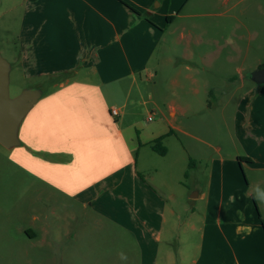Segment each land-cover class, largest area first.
<instances>
[{
  "label": "crops",
  "instance_id": "1",
  "mask_svg": "<svg viewBox=\"0 0 264 264\" xmlns=\"http://www.w3.org/2000/svg\"><path fill=\"white\" fill-rule=\"evenodd\" d=\"M188 2L14 0L0 12L2 32L16 27L12 56L21 79L29 83L23 89L41 92L19 126L14 160L32 182L34 204L44 208L32 215L33 223H42V241L57 237L47 232L48 224L75 222L79 214L84 220L71 240L85 237L88 224L97 230L107 225L132 241L139 264H158L163 245L165 264H173L165 226L180 224L181 215L170 204L185 192L190 200L206 201L203 225L209 244L201 252L219 256L218 264H226L222 256L227 250L233 252L231 240L247 244L257 236L259 221L251 216L242 190L238 187V194L246 200L235 210L234 197H224L222 179L220 197L216 186L211 190L219 172L210 169L206 191L195 181L192 188L184 184L192 157L179 136L197 142L182 124L191 105L178 104L167 93L168 86L183 92L181 67L173 68V58L154 60V55ZM169 17L173 20L167 23ZM157 70L163 83H152ZM160 84L169 118L155 100ZM150 113L160 118L151 120ZM160 138L164 156L152 149ZM210 206L216 211H208ZM190 212L194 216L196 209ZM24 233L38 237L35 231Z\"/></svg>",
  "mask_w": 264,
  "mask_h": 264
},
{
  "label": "rangeland",
  "instance_id": "2",
  "mask_svg": "<svg viewBox=\"0 0 264 264\" xmlns=\"http://www.w3.org/2000/svg\"><path fill=\"white\" fill-rule=\"evenodd\" d=\"M12 2L14 0H1L0 12L5 4ZM182 14L166 33L154 60H183L173 63V68L181 67L183 92L176 94L168 86L167 93L171 95L169 99L178 104L191 105L189 119L182 124L197 137L196 142L179 136L195 163L184 184L192 188L195 181L206 191L213 168L219 176L213 175L211 190L216 186L218 197L222 179L224 197L230 194L234 197V210L240 207L242 199H247L251 216L260 224L257 236L250 237L247 244L235 238L231 240L233 252L229 255L227 250L222 261L264 264V227L261 225V222L264 224V85L250 79L255 71L264 67V0H189ZM1 21L0 55L12 68L9 74L12 99L29 83L21 79L16 58L12 56L16 27L5 34L1 31ZM157 72L158 77L152 83H163L161 71ZM161 86L156 89L155 100L169 118L165 106L167 96ZM194 90L198 94H194ZM149 116L151 120L160 118L159 113ZM15 150L0 145V264H139L132 241L123 233L116 234L110 226L102 225L97 230L88 224V229L82 231L85 237L75 235L71 240V234L80 232V223L84 220L79 214L75 222L66 219L64 223L61 219L48 224L47 232L57 237L42 241V223H33L32 215L39 213V209L42 213L44 208L34 204V187L18 171ZM238 157L249 158L251 164L242 162L239 166ZM220 169H223L222 174ZM238 187L246 199L238 194ZM205 202L190 200L185 192L177 204H170L181 215L179 225L165 226L173 264H202L205 260L212 263L215 259L218 264L221 260L219 256L201 252L209 244V230L203 225ZM210 202L213 204L212 200ZM216 206H210L208 211H216ZM193 208L196 214L191 216ZM212 217H216V212ZM190 224L195 226L194 230L189 229ZM25 230L35 231L37 239L29 238ZM68 230L69 239L66 238ZM164 251L163 245L158 264L166 263Z\"/></svg>",
  "mask_w": 264,
  "mask_h": 264
},
{
  "label": "water",
  "instance_id": "3",
  "mask_svg": "<svg viewBox=\"0 0 264 264\" xmlns=\"http://www.w3.org/2000/svg\"><path fill=\"white\" fill-rule=\"evenodd\" d=\"M10 65L0 55V145L11 150L19 146L18 130L21 122L41 97L39 90H24L15 98L9 97ZM250 79L264 85V67ZM240 166V164H239Z\"/></svg>",
  "mask_w": 264,
  "mask_h": 264
},
{
  "label": "trees",
  "instance_id": "4",
  "mask_svg": "<svg viewBox=\"0 0 264 264\" xmlns=\"http://www.w3.org/2000/svg\"><path fill=\"white\" fill-rule=\"evenodd\" d=\"M172 20H173V17H169V18H167L166 21H167V23H169V21H172ZM152 149H153V151L155 153H157L160 156H164L165 155L166 151L161 146V138L156 140L153 143ZM236 161H237L238 164H240L242 162L247 163V164H251V160L249 158H246V157L245 158L238 157ZM194 167H195V163L193 161H190L189 164H188V171L192 170ZM187 176H188V174L186 173L185 178H187ZM261 225H262V227H264L263 222H261ZM26 235H27V233H26Z\"/></svg>",
  "mask_w": 264,
  "mask_h": 264
},
{
  "label": "built area",
  "instance_id": "5",
  "mask_svg": "<svg viewBox=\"0 0 264 264\" xmlns=\"http://www.w3.org/2000/svg\"><path fill=\"white\" fill-rule=\"evenodd\" d=\"M117 111L116 110H111V116L116 117L117 116Z\"/></svg>",
  "mask_w": 264,
  "mask_h": 264
}]
</instances>
